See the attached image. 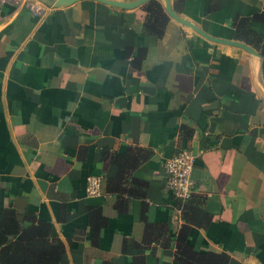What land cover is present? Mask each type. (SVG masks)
I'll return each instance as SVG.
<instances>
[{"label": "crops", "instance_id": "obj_1", "mask_svg": "<svg viewBox=\"0 0 264 264\" xmlns=\"http://www.w3.org/2000/svg\"><path fill=\"white\" fill-rule=\"evenodd\" d=\"M153 1V27L150 1L0 4V207L49 223L62 264H174L183 241L264 264V0H170L256 53ZM183 149L186 200L163 166Z\"/></svg>", "mask_w": 264, "mask_h": 264}, {"label": "trees", "instance_id": "obj_2", "mask_svg": "<svg viewBox=\"0 0 264 264\" xmlns=\"http://www.w3.org/2000/svg\"><path fill=\"white\" fill-rule=\"evenodd\" d=\"M146 6L151 20L154 19L147 26L163 23L166 14L161 6L153 0ZM19 221L15 211L0 207V264H62L63 245L50 237V224L41 222L24 227ZM228 261L224 253L202 254L183 241L176 249L174 264H228Z\"/></svg>", "mask_w": 264, "mask_h": 264}, {"label": "built area", "instance_id": "obj_3", "mask_svg": "<svg viewBox=\"0 0 264 264\" xmlns=\"http://www.w3.org/2000/svg\"><path fill=\"white\" fill-rule=\"evenodd\" d=\"M22 0H0V4H20ZM28 8L41 13L43 8L34 3H28ZM194 154L187 149L179 150L173 156L164 161V170L167 174L168 185L177 199L186 200L193 191L191 172L194 166ZM100 178L90 176L87 179L86 192L89 195L99 194Z\"/></svg>", "mask_w": 264, "mask_h": 264}, {"label": "water", "instance_id": "obj_4", "mask_svg": "<svg viewBox=\"0 0 264 264\" xmlns=\"http://www.w3.org/2000/svg\"><path fill=\"white\" fill-rule=\"evenodd\" d=\"M48 3H52L54 6H62V5H69L73 2L79 1V0H46ZM100 2H104L110 5H114L117 7H121V8H133L139 5H142L148 1L151 0H132V1H117V0H97ZM164 1V9L166 11V13L173 18L175 21L184 24L188 27H190L191 29H193L195 32H197L198 34H200L201 36L212 40V41H216V42H220V43H226V44H230L233 46H237L240 48H243L251 53H256V51L254 49H252L250 46L245 45L241 42H236V41H226V40H221V39H217L214 38L212 36H209L208 34H206L205 32H203L199 27H197L196 25H194L193 23L179 17L172 9L171 4H170V0H163Z\"/></svg>", "mask_w": 264, "mask_h": 264}]
</instances>
